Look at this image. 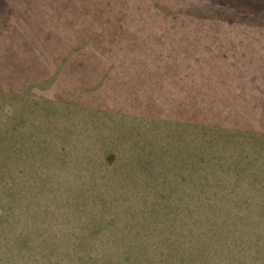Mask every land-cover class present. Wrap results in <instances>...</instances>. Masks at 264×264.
I'll return each instance as SVG.
<instances>
[{
	"label": "rangeland",
	"instance_id": "1",
	"mask_svg": "<svg viewBox=\"0 0 264 264\" xmlns=\"http://www.w3.org/2000/svg\"><path fill=\"white\" fill-rule=\"evenodd\" d=\"M216 2L0 0V264H171L159 231L199 235L191 127L243 129L221 155L264 139V18ZM235 221L205 264H264L226 245Z\"/></svg>",
	"mask_w": 264,
	"mask_h": 264
},
{
	"label": "trees",
	"instance_id": "2",
	"mask_svg": "<svg viewBox=\"0 0 264 264\" xmlns=\"http://www.w3.org/2000/svg\"><path fill=\"white\" fill-rule=\"evenodd\" d=\"M224 2L232 7L229 9L235 16L238 17V14L241 16L240 20L253 19L252 23H256L264 18V0H217L216 3ZM247 111L256 114L263 110L249 109ZM208 123L191 127L193 135L190 137L188 146L192 151L188 150L186 162L188 181L185 186L187 199L184 201L191 206L192 211H198L186 215L193 219L189 221V224L191 228L199 231V235L192 237L189 234H182L175 243L171 234L159 231L161 235L157 245L164 258L168 259L165 255L166 249L174 248L169 250L173 255L169 262L171 264L184 262L205 264L208 255H203L198 241L203 240L211 244L214 234L222 232L219 227L231 218H236V221L229 223V229L236 231L239 236L237 240L229 237L226 245L234 248L238 245V249L245 250L246 256L261 253L260 247L264 248V217L258 215L264 213V197L261 196V191H264V183L261 182V179H264V139L251 146V154L221 155L213 152V149L217 146L225 149L230 143L233 146H242L245 143L244 139L247 140L248 136L244 135L243 139L240 134L243 129L235 126L229 127L239 130L238 133L230 134L228 125L213 123V121ZM253 132H255L254 128ZM256 160L260 164L256 163ZM152 224L158 230L171 227L170 223L162 219ZM260 225L259 231H252L254 227H260ZM253 232L257 234L253 235ZM209 237L211 240L206 241ZM218 242L220 241H214L215 246L219 244ZM140 243L133 245L128 242L133 246ZM192 244L195 247H192Z\"/></svg>",
	"mask_w": 264,
	"mask_h": 264
}]
</instances>
